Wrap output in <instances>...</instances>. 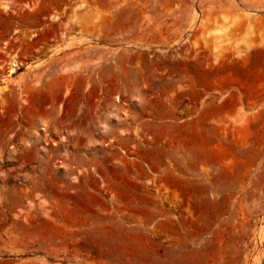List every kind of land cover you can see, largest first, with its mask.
<instances>
[{
  "label": "rangeland",
  "instance_id": "1",
  "mask_svg": "<svg viewBox=\"0 0 264 264\" xmlns=\"http://www.w3.org/2000/svg\"><path fill=\"white\" fill-rule=\"evenodd\" d=\"M263 48L264 0H0V264H264Z\"/></svg>",
  "mask_w": 264,
  "mask_h": 264
},
{
  "label": "bare ground",
  "instance_id": "2",
  "mask_svg": "<svg viewBox=\"0 0 264 264\" xmlns=\"http://www.w3.org/2000/svg\"><path fill=\"white\" fill-rule=\"evenodd\" d=\"M8 7H10V6H8ZM259 48H260V47H258V50H259ZM251 49H252V48H251ZM251 49H250V50H251ZM263 49H264V48H263ZM256 50H257V49H256ZM252 51H253V50H252ZM263 51H264V50H263ZM256 52L258 53L259 51H255V50H254V53H256ZM261 52H262V47H261ZM261 52H259V54H261ZM247 53L249 54V52H247ZM247 53H246V54H247ZM257 53H256V54H257ZM245 57L248 58V56H246V55H245ZM249 57H250V56H249ZM246 58H245V59H246ZM8 60H9V59H8ZM242 60H243V58H242ZM3 62H4V61H3ZM4 63H5V62H4ZM20 63H21V62H20ZM1 65H2V63H1ZM4 66H5V65H4ZM19 66H20V65H19V62L16 63L15 60H13V61L11 60V61L8 63V65L6 66L7 73H13L16 69L19 68ZM0 67H1V66H0ZM1 69H2V68H1ZM228 102H229V101H228ZM224 103H225V106H226L227 100H225ZM228 104H229V103H227V105H228ZM220 105H221V104H220ZM217 106H218V105H217ZM222 106H223V105H222ZM222 106H219V107H220V108H223L224 106H223V107H222ZM205 107H206V106H205ZM204 109H205V108H204ZM209 110H210V109H209ZM209 110L207 109V110L205 111L204 114L207 115V112H209ZM211 110H212V108H211ZM203 112H204V111H203ZM201 113H202V112H201ZM202 114H203V113H202ZM207 116H208V115H207ZM204 117H205V116H204ZM41 129H42V128H41ZM47 141H48V142H47ZM47 141H46V144L50 143L49 140H47ZM52 144L54 145V141L52 142ZM170 221H171V219H170ZM170 221H168V222H170ZM13 223H14V225H18V224H19V219H15V220L13 221ZM172 223H173V222H171L170 224H172ZM166 224H167V222H166ZM168 224H169V223H168ZM24 226H25V223H22L21 225L19 224V227H20V228H22V227H24ZM169 226H170V225H169ZM171 227H172V226H171ZM13 228H15V226H13ZM168 228H170V227H168ZM170 229H171V228H170ZM0 252H1V251H0Z\"/></svg>",
  "mask_w": 264,
  "mask_h": 264
}]
</instances>
